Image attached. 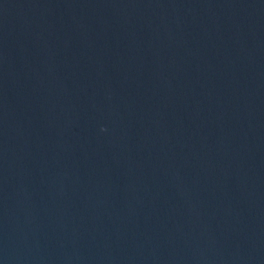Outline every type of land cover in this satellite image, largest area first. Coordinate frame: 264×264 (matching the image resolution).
<instances>
[{
    "label": "water",
    "instance_id": "1",
    "mask_svg": "<svg viewBox=\"0 0 264 264\" xmlns=\"http://www.w3.org/2000/svg\"><path fill=\"white\" fill-rule=\"evenodd\" d=\"M0 264H264V0H0Z\"/></svg>",
    "mask_w": 264,
    "mask_h": 264
}]
</instances>
